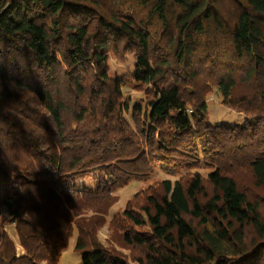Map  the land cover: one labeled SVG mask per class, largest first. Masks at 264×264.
<instances>
[{"label":"trees","instance_id":"1","mask_svg":"<svg viewBox=\"0 0 264 264\" xmlns=\"http://www.w3.org/2000/svg\"><path fill=\"white\" fill-rule=\"evenodd\" d=\"M211 88L244 125L205 122ZM160 163L177 180L108 221L127 260L96 232ZM73 233L79 264H264V0H0V264H58Z\"/></svg>","mask_w":264,"mask_h":264},{"label":"rangeland","instance_id":"2","mask_svg":"<svg viewBox=\"0 0 264 264\" xmlns=\"http://www.w3.org/2000/svg\"><path fill=\"white\" fill-rule=\"evenodd\" d=\"M135 59L133 55H127L123 60L115 59L112 55L109 56L107 60V67L110 75L112 76H120L125 75L129 76L134 71ZM123 96L127 99L129 104V110L124 113V118L130 125H133L130 116V109L132 105L136 102H139L143 98L142 91L136 90L134 88V83L132 81H127L124 85ZM206 98V107H207V118L206 123L209 125H224V126H234V125H244L246 122V117L240 113L235 111L234 109L224 105L221 103V97L215 91L214 88H211ZM83 178H78L74 181V184L80 190L81 188L91 189L94 188L98 178L101 175L93 170L90 171ZM179 173L175 171L173 168L166 167L161 163L153 168L151 172L140 179H133L129 184L125 186H121L112 191V194L116 197V201L111 205L108 210V213L105 216L106 222L97 230L96 237L99 242L104 247H113L116 251L120 252L123 256L127 258V260L131 259L132 253L130 250L124 248L117 238L113 231L108 227L109 219L116 213L122 212L126 202L132 197V195L139 190L147 187L148 185H152L157 183L163 179H169L171 182L177 177ZM87 215L90 212L86 213ZM4 231L11 238L15 246V254L17 256L22 254V250L17 243V238L14 232V224L4 222L3 224ZM75 233L68 239L66 247L60 253V257L58 260V264H79L80 263V255L73 250Z\"/></svg>","mask_w":264,"mask_h":264}]
</instances>
